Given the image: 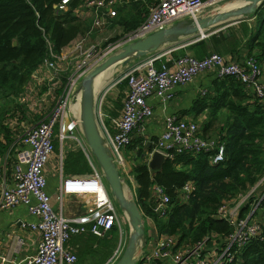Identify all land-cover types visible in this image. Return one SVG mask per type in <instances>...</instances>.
I'll return each instance as SVG.
<instances>
[{"label": "built area", "instance_id": "built-area-1", "mask_svg": "<svg viewBox=\"0 0 264 264\" xmlns=\"http://www.w3.org/2000/svg\"><path fill=\"white\" fill-rule=\"evenodd\" d=\"M118 1L83 0L73 9L80 20L82 17H90V26L85 35L95 26L109 20V16L115 15V4ZM67 2L68 0H59L53 6L58 10H64ZM204 2V0H155L148 6L145 17L138 25L120 33L104 48H96V45L92 44L83 48L84 38L74 37L58 52H53L50 42L46 40L48 51L42 64L52 73L68 70L64 88L46 115L23 129L19 136L20 144L14 152L15 159L11 164L9 180L0 184V207L23 203L30 213L37 216L36 220L26 222L29 228L37 232L36 249L26 255L21 264L72 263L76 259L75 252L64 245L71 235L89 231L96 236H104L115 223L119 229L118 215L102 183L101 170L90 160V172L65 176L61 178L56 192L53 194L45 192L42 167L52 150L53 125L68 108L70 99L74 96L71 93L84 71L127 41L142 37L177 19L194 17L200 12ZM170 52V49H166L142 56L131 63L120 76L125 78L128 90L122 102L116 130L108 132L102 125V131L104 130L102 141L118 168L124 164L121 148L128 144L131 130L140 127L143 117L151 112V106L144 99L149 93H153L163 102L169 98L170 89L174 85L186 83L198 71L213 70L217 76H234L245 86H250L255 97L264 98L262 66L253 55H248L239 62L217 51H209L199 57L187 53L173 55ZM73 55H77L78 59L71 67L67 60ZM57 60L65 62L58 65ZM35 72H32V76H35ZM97 113L103 116L100 109H97ZM199 126L192 119L166 115L161 131L153 140L148 139L152 143L148 154L153 149L161 152L164 157H172L174 153L181 151L210 150L209 162L221 160L222 141L216 133L204 134ZM77 140L84 148L85 155L89 157V149L82 145L79 138ZM258 181L246 190L237 192L229 201L218 205L217 214L225 218L231 226V231L222 237L221 245L218 246L212 238L210 242L207 241L209 239L207 235L191 245L176 244L173 235L160 233L152 248L141 255L138 263L153 264L154 259H157L161 264H222L231 260L238 248L258 232L263 222L262 217H255L254 209L264 194V189L259 195L255 193ZM192 187L190 181L184 182L178 188V195L184 198ZM65 194L85 196V201L92 205V209L86 215L87 220L79 215L63 216L61 211L54 210L53 201H60ZM146 201L151 213L161 217L166 215L169 197L162 185L152 182ZM245 202L249 203V209L244 215H239V209ZM119 253L118 246L106 263L110 261L111 264Z\"/></svg>", "mask_w": 264, "mask_h": 264}, {"label": "trees", "instance_id": "trees-1", "mask_svg": "<svg viewBox=\"0 0 264 264\" xmlns=\"http://www.w3.org/2000/svg\"><path fill=\"white\" fill-rule=\"evenodd\" d=\"M58 1L0 0V154L4 155L7 166L14 162V152L20 144L23 129L43 118L50 107L45 104L32 112L23 95L30 85L32 72L37 71L47 55L46 40L52 51L58 52L80 31L82 21L73 9L83 0H68L64 10L53 6ZM154 1L119 0L115 4L114 16L122 26V32L138 25ZM248 16L253 17L247 39L248 51L254 50L250 54L264 60V0L247 13ZM205 43L204 39H197V51L201 52ZM63 73L59 92L67 71ZM211 82L213 89L196 96L187 110L195 115L206 111V121L201 126L203 133H209L213 122L219 121L214 127L216 130L210 133H216L222 141L223 158L209 162L210 150L181 151L172 157H164L158 169L149 170L145 160L135 163L131 169L137 184L134 201L142 213H151L146 198L152 182L162 185L167 193L168 211L163 217L153 214L154 221L157 231L173 235L176 244L191 245L207 235V241L212 238L218 246L221 245L222 237L231 231V226L217 214L218 205L246 190L264 174V101L249 93L247 86L232 75H216ZM45 88L41 85L40 92ZM154 138L151 135L149 140ZM151 145L150 141L147 144L139 141L126 146H134V155L142 157ZM65 165H72L76 171L82 169V155L68 158ZM186 181H190L193 187L182 198L178 195V188ZM248 204L245 202L240 207L239 215L249 209ZM259 206L263 221L260 229L238 248L231 260L222 264H264V194L254 209ZM82 234H85L83 240L89 244L95 242L92 249H82V256L96 252L100 258L114 245V227L105 236H96L89 231ZM152 263L161 262L154 259Z\"/></svg>", "mask_w": 264, "mask_h": 264}, {"label": "crops", "instance_id": "crops-1", "mask_svg": "<svg viewBox=\"0 0 264 264\" xmlns=\"http://www.w3.org/2000/svg\"><path fill=\"white\" fill-rule=\"evenodd\" d=\"M112 22V29L114 27L116 32L114 34L121 33L122 26L116 22V16L113 17ZM252 24L253 17H247L246 14L235 21L223 22L216 26L205 28L201 36L195 33L181 35L177 38V40L167 41L158 46L156 49L145 53L144 56L152 52L170 49V53L173 55L178 53H187L199 57L206 54L207 51L209 52V50H212L221 53L225 57L242 62L246 56L252 55L250 53H254V50L249 52L247 47L249 28L252 26ZM105 27L106 25L101 29H104ZM210 35H213L214 37L210 38ZM186 38L189 39L186 40ZM197 39H204L206 42V45L201 49V52L197 51L195 48ZM134 59L119 65H112L113 67L111 69L110 76L108 77L109 79H104L103 82H100L95 89L93 88L94 114L101 137L102 133L104 132V130L102 131V125L108 132L112 133L116 130V122L120 117L122 102L128 90L126 81L121 80L124 79V77L120 78V76L125 71V69L128 68L131 63H133L131 61ZM256 60L262 66V77L264 78V60ZM56 62L59 65L65 61L57 60ZM67 63L72 67V60L68 59ZM65 71L68 72V70ZM65 71L60 70L58 72L52 73L51 70L43 64L37 69L35 76H32L30 79V85L28 89H26V91L23 93L24 97L26 98L29 110L34 112L37 109L42 108V106L45 104L48 106L50 104L51 106L53 101L58 97L64 88L63 84L62 90L60 92L58 91L60 77L64 75L63 72ZM214 76H216V74L213 70H201L196 72L186 83L174 85L170 89L169 98L163 102L153 93L147 94L144 99L145 102L151 106V112L148 116L143 117L140 127L137 126L131 130L130 140L128 143L131 142L133 144H137L139 141H141L147 144L151 135L156 136L161 131L164 117L168 114L175 117L192 119L198 124V126L200 125L199 127H201L202 123L206 121V111L203 110L202 112L195 115L187 109L191 106L192 101L196 96L202 95L207 90L213 89L211 79ZM40 83L41 85L46 86V88L41 92L38 88ZM36 84H38L37 87L35 86ZM246 88L249 93H252L250 86H247ZM259 99L264 101V98ZM71 101L72 98L70 99V105ZM49 109L50 108H48V110ZM97 109H100L103 113L102 117L98 115ZM214 124L219 125V121H214L212 125ZM52 132V150L53 148L58 147V149H56V170H54L51 166H48L47 160L49 157L46 158L42 167V173L45 180L44 190L49 194H53L58 190L61 178L68 175H77L90 172L91 165L89 160L93 162L95 166L100 168L82 134L79 121V110L75 111V108L73 109L68 105V108L64 111L62 116L55 121ZM60 133H62V136H60ZM77 138L80 139L82 145L89 149V157L85 155L84 148L80 146ZM64 139H67L65 146L63 145ZM126 145L121 148L122 155L124 157V164L121 167L116 168L119 172L122 182L125 181V179H130L132 181L131 188L128 186L126 181L125 184L127 188L131 189V191L134 193V189L137 184L131 173L132 166L142 160L147 162L149 154L146 152L142 157L135 156L133 149L135 145L132 148H127ZM77 154L82 155L84 166L82 169L76 171L72 165L66 166L65 161L68 158H75ZM3 156V154H0V184L3 181L7 182L11 173V166L5 167ZM262 179H264V176L256 184V194H258L260 188L262 187L261 185L258 186ZM101 180L105 186L103 179ZM53 208L56 211H61L63 216L79 215L87 220L86 215L92 209V205L85 201V196L65 194L62 195L60 201H53ZM140 212L142 217L143 236L136 256L137 264H139L138 262L141 258V255L148 252L152 248L156 238L158 237V234L161 233L157 231L153 213L144 214L142 211ZM261 214L262 209L259 206L256 209L255 217H261ZM36 219L37 216L30 213L23 203H16L10 207H0V264H21L23 258L26 255H29L35 251L38 241L37 232L36 230L29 228L26 225V222L34 221ZM113 227H116V223L113 224L111 228ZM82 233H86V231L71 235L64 244L66 248L76 252V254L80 253L78 256L79 264L82 263V249L86 248V250H89V248L92 249L95 246V242L89 244V241L83 240L82 237L85 234ZM109 235L110 234L107 236ZM109 254L110 252L106 255ZM84 255H90L92 258H89L90 260H85L83 264L89 262L92 264L96 263L98 256L96 252L95 254L86 253ZM102 257H100V259ZM100 259L98 262H100Z\"/></svg>", "mask_w": 264, "mask_h": 264}, {"label": "water", "instance_id": "water-1", "mask_svg": "<svg viewBox=\"0 0 264 264\" xmlns=\"http://www.w3.org/2000/svg\"><path fill=\"white\" fill-rule=\"evenodd\" d=\"M261 0H240L233 8H221L214 13L197 14L194 17L177 19L173 23L155 29L142 37L123 43L97 63L92 65L81 77L79 96V121L84 139L101 169L102 179L118 207L126 214L130 226L121 252L111 264H134L137 250L143 236L142 217L134 198L124 193L119 172L111 158L109 149L104 145L94 114V96L92 82L99 72L118 63H125L138 56L156 49L161 44L175 40L184 34H198L212 25L225 21L226 18H239L253 11ZM15 41L13 40V43ZM164 156L153 149L147 159L151 170L158 169Z\"/></svg>", "mask_w": 264, "mask_h": 264}, {"label": "rangeland", "instance_id": "rangeland-1", "mask_svg": "<svg viewBox=\"0 0 264 264\" xmlns=\"http://www.w3.org/2000/svg\"><path fill=\"white\" fill-rule=\"evenodd\" d=\"M205 2H204V6L201 8V10H200V12L198 13V14H202V13H204V14H206V13H214V12H216V11H219V9H221V8H227V7H231V6H236L237 5V0H204ZM110 18H112V19H110L109 18V20H107V21H105V22H103L101 25H98V26H95L92 30H91V32L90 33H88V34H86L85 35V33H86V31H87V29L89 28V26H90V17H88L87 16V18H83L82 19V24H81V27H80V31L78 32V34L75 36L76 38L75 39H78V38H81L82 37V39L84 38V41H83V48L86 46V45H89V44H92V45H96V48L98 47V48H104L107 44H109V43H111V42H113V40L114 39H116L118 36H119V34H114V33H116L115 32V29H114V27H113V29H112V24H113V22H112V20H113V17L114 16H109ZM231 16H229L228 18H226L225 19V21H223V22H232V21H235V20H237V19H239V18H241L242 16H240L239 18H235V19H233V18H230ZM223 22H221V23H223ZM218 24H220V23H218ZM218 24H215V25H212V26H216V25H218ZM106 25V27L104 28V29H101L102 27H104ZM212 26H210V27H212ZM85 36V37H84ZM193 37V36H192ZM74 39V40H75ZM187 39H189V38H186V40ZM175 40H177V38L175 39ZM68 46H70L69 44H68ZM67 46V47H68ZM66 47V48H67ZM75 56H77V55H73L71 58H68L69 60H72V62L74 63L75 62V60H77L78 59V56L77 57H75ZM144 56V55H143ZM142 58V56H138V57H136L134 60H132L131 62H136L137 60H139V59H141ZM119 64H122V63H118V65ZM115 65H117V64H115ZM127 69V68H126ZM125 69V70H126ZM87 71V70H86ZM86 71H84V73L86 72ZM83 73V74H84ZM110 71H108L107 72V74L105 75H103V76H105L104 77V79L105 78H108L109 76H110ZM82 74V75H83ZM115 77V76H114ZM81 76L78 78V80H77V82H76V86H75V89L72 91V93H71V95H74L73 97H72V99H74L76 96H78V95H80V80H81ZM101 79V78H100ZM99 79V80H100ZM97 81L95 84H94V86H95V88L97 87V85L101 82V81ZM36 87L38 86V84H36L35 85ZM41 86V83L39 84V86H38V88H39V90H40V87ZM69 96H70V94H69ZM80 100V99H79ZM69 106L72 108V106L70 105V103H69ZM74 109V108H73ZM79 109V108H78ZM77 110V108H75V111ZM217 121V120H216ZM218 123V122H217ZM218 124H214L213 125V128H211L210 129V131H209V133L210 132H214L215 130H216V128H214V127H216ZM66 142H67V139H64V142H63V145L65 146V144H66ZM73 147H74V145H73ZM56 149H58V147L57 148H53V150L51 151V153L49 154V158H48V160H47V164H48V166L50 167H52L54 170H56ZM4 157V156H3ZM5 167H7V164H5ZM125 181H126V183L128 184V186L131 188V186H132V181L130 180V179H125ZM125 181H123L122 182V186H123V190H124V193L127 195V196H129V197H131L132 199L134 198V193H133V191H131V189H129V188H127V186H126V184H125ZM262 186L261 188H260V190H259V192H258V195L263 191V189H264V179H262V181L260 182V184L258 185V186ZM106 186V185H105ZM106 190H107V188H106ZM107 192H108V194H109V196H110V199H111V201H112V204H113V206H114V209L116 210V213H117V215H118V225H119V229H118V227L116 226L115 227V236H113V238H112V241L114 242V245L112 246V248H111V250H110V254L109 255H105L104 257H102L101 259L100 258H97V260H96V263L95 264H99L101 261V263L100 264H105L106 263V261L109 259V256L112 254V252L119 246V249H120V252H121V250H122V247H123V245H124V242H125V239H126V236H127V234H128V231H129V229H130V226H129V224H128V222H127V219H126V214H125V212L123 211V210H121L119 207H118V205H117V203H116V201L112 198V196L110 195V193H109V191L107 190ZM129 195H128V194ZM117 207V208H116ZM140 243H141V240H140ZM139 249V248H138ZM137 252H138V250H137ZM76 255V259H75V261H73L72 263H65V264H79V257H78V255L77 254H75ZM89 258H92L90 255H84V256H82V263L81 264H83L84 262H85V260H90ZM100 259V262H98V260ZM85 264H92L91 262H89V263H85ZM106 264H110V261H108V263H106Z\"/></svg>", "mask_w": 264, "mask_h": 264}, {"label": "bare ground", "instance_id": "bare-ground-1", "mask_svg": "<svg viewBox=\"0 0 264 264\" xmlns=\"http://www.w3.org/2000/svg\"><path fill=\"white\" fill-rule=\"evenodd\" d=\"M239 1H240V0H237V4L239 3ZM233 7H235V6L227 7V9H228V8H233ZM113 66H114V65H113ZM113 66H111V67L109 66V68L107 67L105 70L99 72L98 74H96V75L94 76V78H93V82H92V88L95 89L94 84H95L100 78H101V79H100L99 81L103 82L104 77H105V76H103V75H104V74L106 75L108 71L111 72V69H112ZM105 79H107V78H105ZM108 79H109V78H108ZM79 96H80V95L76 96V97H75L74 99H72V101H71V106H72V108H77L76 111H78V108H79ZM127 194H128V193H127ZM128 195H129V194H128Z\"/></svg>", "mask_w": 264, "mask_h": 264}]
</instances>
